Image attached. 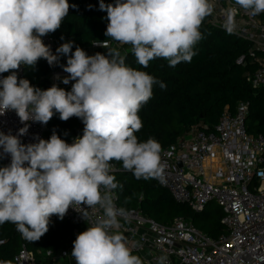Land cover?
I'll list each match as a JSON object with an SVG mask.
<instances>
[{"label": "clouds", "instance_id": "1", "mask_svg": "<svg viewBox=\"0 0 264 264\" xmlns=\"http://www.w3.org/2000/svg\"><path fill=\"white\" fill-rule=\"evenodd\" d=\"M234 2L253 16L264 13V0ZM214 7L212 0L99 4L107 13L105 35L131 45L137 63L145 68L156 58L167 60L170 67L190 62L203 38L202 23ZM69 8L68 0H0V74L10 73L0 78V115L14 111L25 124L18 135L0 132V157L11 158L0 167V224L11 222L24 238L38 241L53 215L62 220L71 207L88 221V210L99 208L102 214L73 241L76 264H142L118 231V217L125 210L114 203L113 190L121 186L110 174L111 162H121L137 179L162 178L161 144L153 138L140 142L135 133L143 127L138 113L151 99L153 85H166L128 67L115 48L90 56L79 47L72 52L69 41L54 55L42 37L61 27ZM223 14L222 27L231 34L238 8L228 6ZM98 46L108 48L106 42ZM61 54L67 57L61 67L68 73L62 82L74 81L70 91L55 84L42 90L18 78L21 65L33 67L43 58L51 66ZM54 113L62 121L81 119L83 135L71 144L55 132L48 140L21 142L26 122L47 124Z\"/></svg>", "mask_w": 264, "mask_h": 264}, {"label": "built area", "instance_id": "2", "mask_svg": "<svg viewBox=\"0 0 264 264\" xmlns=\"http://www.w3.org/2000/svg\"><path fill=\"white\" fill-rule=\"evenodd\" d=\"M212 3L215 7L210 23L217 27L223 25L225 8H238L237 27L233 33L251 45L250 56L256 61L251 84L264 87V21L239 8L234 0H212ZM42 40L45 45H54L56 49L69 42L57 40L49 34ZM103 43L88 47L93 52H100L117 45L106 42L108 48L98 46ZM66 58L60 55L63 61ZM238 64H244V57L238 60ZM23 73L24 65H21L17 70L18 78H22ZM9 74H0V78ZM66 76L68 73L59 68L46 77V82L49 87L55 84L70 91L74 81L64 84L62 80ZM39 88L48 89L45 85ZM247 113V105L240 104L234 114L224 112L214 130L195 127L174 145L163 149L161 163L164 172L162 178H156L176 203L187 205L196 213L203 212L210 203L217 204L224 214L221 222L225 233L214 239L181 218L165 226L143 216L139 209L124 211V215L118 217V231L125 237L132 254L140 257L143 264H264V136L248 132ZM26 123L28 131L19 137L23 144L45 140L47 124ZM24 126L14 111L0 115V132L18 135ZM83 129L81 121L76 135L68 143L82 136ZM10 159L7 155L0 157V167L10 164ZM118 171L112 164L110 174L114 176ZM113 196L115 206L119 208L116 189ZM88 212V221L71 207L64 216L63 219L75 227L74 236L80 233L78 227L88 228L96 216L102 214L99 208ZM17 233L21 246L14 258L15 264H36L35 255L29 249L32 240L24 238L19 231Z\"/></svg>", "mask_w": 264, "mask_h": 264}, {"label": "trees", "instance_id": "3", "mask_svg": "<svg viewBox=\"0 0 264 264\" xmlns=\"http://www.w3.org/2000/svg\"><path fill=\"white\" fill-rule=\"evenodd\" d=\"M68 3V15L58 30L49 33L50 36L81 47L98 42L129 45L119 44L105 35L108 20L107 13L99 8L100 0H68ZM104 3L114 4L115 0H104ZM258 16L264 21V13ZM200 31L203 38L194 46L195 55L191 61H182L175 67H170L163 58H156L145 68L137 63L131 49L125 54L124 63L128 67L147 72L166 85L162 89L159 84H154L151 99L138 113L143 127L135 135L140 142L153 138L161 144L162 150L166 149L195 127L214 130L224 112L234 114L240 104L247 105L245 124L248 132L264 136V87H253L250 82L256 70V61L250 56L251 45L240 36L212 25L210 16L205 18ZM107 52L99 53L106 55ZM241 57H244L242 65L238 64ZM66 62L67 58L65 61L59 58L58 63L50 66L41 58L33 67L24 66L22 78L34 87L45 85L49 88L46 77ZM80 124L81 119L77 117L62 121L59 114L54 113L47 123L45 140L55 132L68 143ZM111 163L119 170L114 174L121 186L116 189L119 208L125 211L139 209L143 216L165 226L181 218L214 239L225 233L221 222L224 214L217 204L210 203L203 212L196 213L187 205L176 203L156 178L137 179L131 171L123 169L121 162ZM74 229L64 219L53 215L49 230L29 245L36 264L46 263L44 252L48 253L47 257L57 255L67 239L75 240ZM20 246L16 225L11 222L0 224V262L15 264Z\"/></svg>", "mask_w": 264, "mask_h": 264}, {"label": "rangeland", "instance_id": "4", "mask_svg": "<svg viewBox=\"0 0 264 264\" xmlns=\"http://www.w3.org/2000/svg\"><path fill=\"white\" fill-rule=\"evenodd\" d=\"M76 47L83 49L90 56L95 54V52H93L91 49H89V47L76 46V45H74V43H73L72 52L75 51ZM112 48L118 49L120 51L121 55L125 56V54L130 51L131 45H123V46L115 45ZM86 229H87L86 226L78 227V231L80 233L85 231ZM73 241H74V238L67 239L64 246L58 252L59 256L53 255V256L47 257L48 253L44 252L43 257L46 258L45 264H69V262H68L69 260L67 257H69L70 261L73 262L75 259L71 256V253H70L73 249ZM64 252H66L65 253L66 257L63 256ZM40 264H42V262Z\"/></svg>", "mask_w": 264, "mask_h": 264}, {"label": "water", "instance_id": "5", "mask_svg": "<svg viewBox=\"0 0 264 264\" xmlns=\"http://www.w3.org/2000/svg\"><path fill=\"white\" fill-rule=\"evenodd\" d=\"M47 46L50 47L51 52L55 55L56 54V48H55V46L54 45H47ZM180 167H181V165H180Z\"/></svg>", "mask_w": 264, "mask_h": 264}, {"label": "crops", "instance_id": "6", "mask_svg": "<svg viewBox=\"0 0 264 264\" xmlns=\"http://www.w3.org/2000/svg\"><path fill=\"white\" fill-rule=\"evenodd\" d=\"M77 237V236H76ZM64 253H66V252H64ZM70 253H72V251L70 252ZM56 256H59V253L56 255ZM68 258V262H69V264H72V262L70 261V258L69 257H67Z\"/></svg>", "mask_w": 264, "mask_h": 264}]
</instances>
